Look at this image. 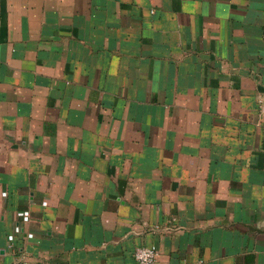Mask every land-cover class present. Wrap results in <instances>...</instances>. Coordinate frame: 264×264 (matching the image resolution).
<instances>
[{
	"label": "crops",
	"instance_id": "0c3cea01",
	"mask_svg": "<svg viewBox=\"0 0 264 264\" xmlns=\"http://www.w3.org/2000/svg\"><path fill=\"white\" fill-rule=\"evenodd\" d=\"M152 244L264 264V0H0V264Z\"/></svg>",
	"mask_w": 264,
	"mask_h": 264
},
{
	"label": "built area",
	"instance_id": "2783aa9c",
	"mask_svg": "<svg viewBox=\"0 0 264 264\" xmlns=\"http://www.w3.org/2000/svg\"><path fill=\"white\" fill-rule=\"evenodd\" d=\"M28 212L22 213L27 216ZM159 248L157 245H138L134 249V258L136 264H157L159 256ZM12 264H51L50 262H34L30 260L15 261Z\"/></svg>",
	"mask_w": 264,
	"mask_h": 264
}]
</instances>
